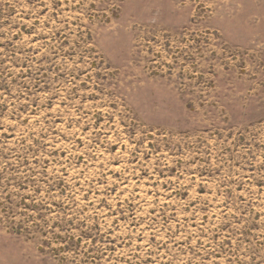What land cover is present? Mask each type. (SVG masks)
<instances>
[{"label":"rangeland","instance_id":"rangeland-1","mask_svg":"<svg viewBox=\"0 0 264 264\" xmlns=\"http://www.w3.org/2000/svg\"><path fill=\"white\" fill-rule=\"evenodd\" d=\"M0 264H264V0H0Z\"/></svg>","mask_w":264,"mask_h":264}]
</instances>
